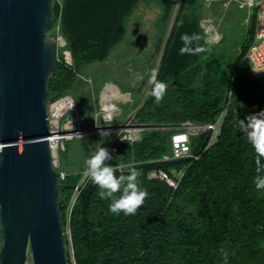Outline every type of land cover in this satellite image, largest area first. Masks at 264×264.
<instances>
[{
	"label": "trees",
	"instance_id": "16d2710c",
	"mask_svg": "<svg viewBox=\"0 0 264 264\" xmlns=\"http://www.w3.org/2000/svg\"><path fill=\"white\" fill-rule=\"evenodd\" d=\"M143 1L53 0L48 34L63 40L59 51L69 53L71 65L57 49L48 84L50 102L77 96L84 69L106 62ZM157 1L162 27L177 5L155 72L168 87L156 101L148 94L150 84L133 122L207 125L225 110L219 135L207 149L209 133L190 138L191 157L179 160L171 159L173 130L146 129L131 145L109 141L105 148L115 174L127 175L129 168H137V182L148 193L134 214L111 212L110 199L100 196L101 188L88 173L79 184L81 175L66 174L59 210L68 264H264V188L256 187L264 169L239 131L240 119L264 108V74L251 75L243 59L252 41L254 15L246 41L231 61L233 51L224 48V37L208 48L201 45V0ZM164 155L170 158L164 160ZM260 159L264 163V156ZM152 172L164 174L176 187L150 178Z\"/></svg>",
	"mask_w": 264,
	"mask_h": 264
},
{
	"label": "water",
	"instance_id": "95a60500",
	"mask_svg": "<svg viewBox=\"0 0 264 264\" xmlns=\"http://www.w3.org/2000/svg\"><path fill=\"white\" fill-rule=\"evenodd\" d=\"M52 18L53 0H0V264H68L59 210L66 185L47 141L61 39L47 35ZM164 128L172 129L141 130Z\"/></svg>",
	"mask_w": 264,
	"mask_h": 264
},
{
	"label": "rangeland",
	"instance_id": "374dc122",
	"mask_svg": "<svg viewBox=\"0 0 264 264\" xmlns=\"http://www.w3.org/2000/svg\"><path fill=\"white\" fill-rule=\"evenodd\" d=\"M201 3L203 15L199 26L202 35V47L208 48L217 44L224 37V48L227 49L228 53L233 51L229 55V60L232 61L247 38L249 31L247 22L250 19L247 18V10L237 6V4H228V0H201ZM173 6L172 17L162 27L158 23L162 12L160 3L157 0L143 1L131 14L122 41L110 52L106 62L92 64L84 69L82 76L85 80L82 79L84 82L78 85L77 96L72 95L78 107V118L81 126L92 127L94 122L98 126L104 125L100 115L96 117V114L105 108V101L101 92L108 86H114L121 93L126 91L132 96L139 97L134 102L135 106L137 105L136 109L141 106L146 90L150 87L152 73H155L158 68L165 42L164 37L167 35L175 16L177 5L174 3ZM253 13L252 10V15ZM47 35L50 37L48 33ZM160 36L159 41L157 39ZM58 44V52L61 51L64 61L71 62L68 52L62 49L59 51L63 47L61 39H58ZM261 78L264 79V76ZM144 86L145 89L142 91ZM131 101L130 99V102L119 103V115L115 116L114 122L107 125L121 126L125 123L126 115L134 109ZM114 134L98 139L92 133L63 141V147L58 152L60 167L56 172L81 175L77 183L79 184L87 174L85 162L96 151L97 143L106 147ZM27 264H31L30 261Z\"/></svg>",
	"mask_w": 264,
	"mask_h": 264
},
{
	"label": "built area",
	"instance_id": "2783aa9c",
	"mask_svg": "<svg viewBox=\"0 0 264 264\" xmlns=\"http://www.w3.org/2000/svg\"><path fill=\"white\" fill-rule=\"evenodd\" d=\"M228 4H237L247 8L249 11L253 10L254 26L252 41L250 42L244 55V60L250 66L252 75L263 74L264 0H228ZM65 62L68 65H71V62L67 60H65ZM112 90L114 92V89ZM115 91L118 92L119 98H109V95H112V91L109 88H104V90L101 92L102 98L105 101V108L102 110V112L96 114V117L100 115L101 121L104 123V125L101 126H98V124L95 122L92 127L81 126L78 118L77 105L73 98L69 95H64L53 102H50L47 115V141L50 151L51 164L55 171L60 167L58 152L63 147V141L82 137L83 135L89 133H94L98 139L103 136H108L115 133L116 135L113 136L112 140L119 139L122 141H127L131 145L134 142H138L140 140V131L143 127H151V125H142L131 122L121 126L107 125L114 121L116 115H119V103L128 100L127 93H121L117 89ZM94 111L96 112L95 109ZM220 117L213 124H209L204 127L189 121L174 126V132L170 136L171 159L179 160L191 157L189 140L190 138L195 137L202 132L209 133V141L206 149L215 143L219 133ZM159 126L164 127L163 125H158L156 127ZM104 133L106 134L103 135ZM168 158L170 157H162L164 160H167ZM57 173L60 176L59 181L61 182L65 178L66 174L62 172ZM149 177L163 179L170 187H176V184L162 173L156 174L152 172L149 174ZM74 189L78 190V187L75 186Z\"/></svg>",
	"mask_w": 264,
	"mask_h": 264
},
{
	"label": "clouds",
	"instance_id": "9594fccd",
	"mask_svg": "<svg viewBox=\"0 0 264 264\" xmlns=\"http://www.w3.org/2000/svg\"><path fill=\"white\" fill-rule=\"evenodd\" d=\"M247 25L249 26V23ZM184 38L187 39V37ZM167 87L168 84L166 82L158 80L156 74L152 73L151 88L148 93L150 96L154 97L156 101L161 100ZM171 127L172 129L170 130H173L174 126ZM239 131L258 153L256 163L260 169H264V163H262L260 159L261 156H264V108L251 112L240 119ZM105 134L106 133L103 135ZM97 145L96 151H94L85 162L89 177L101 188L100 196L110 199L109 209L111 212L115 214L123 212L125 215L134 214L144 203L148 195L146 189L141 187L137 182V177L140 174L139 170L135 167H131L128 169L127 175L121 174L117 176L114 167L108 163V161L112 160L110 151L102 147L99 143H97ZM256 180V187L264 188V177H257ZM117 192H119L120 195L115 196L114 193Z\"/></svg>",
	"mask_w": 264,
	"mask_h": 264
},
{
	"label": "crops",
	"instance_id": "0c3cea01",
	"mask_svg": "<svg viewBox=\"0 0 264 264\" xmlns=\"http://www.w3.org/2000/svg\"><path fill=\"white\" fill-rule=\"evenodd\" d=\"M237 6H239V5H237ZM242 7V6H241ZM245 8V7H244ZM246 10H247V8H245ZM251 13H252V10L251 11H249V10H247V18H250V16H251ZM253 15H254V13H253ZM246 18V19H247ZM70 58V57H69ZM125 93H127V95H128V97H129V99L127 100V101H125L124 103H127V102H130V99L132 100L131 101V103L133 104V110H132V112L131 113H129V114H127L126 115V119L124 120L125 121V123H123V124H129V122H131V123H134L133 122V116H134V114H135V112H136V108H137V105L135 106V102L134 101H137V99H139V97H136V96H132L129 92H125ZM123 102H122V104H124ZM115 120V119H114ZM114 122V121H113ZM122 124V125H123ZM168 126V125H167ZM167 126H164V127H167ZM151 127H153V126H151ZM155 127V126H154ZM165 130H168V131H170V128L169 129H166V128H164ZM146 130V129H145ZM161 130H163V129H161ZM142 131H144V130H141L140 131V137H141V133H142ZM116 134H114V136H115ZM112 138H113V136L111 137V140H112ZM110 140V141H111ZM109 143V142H108ZM107 143V144H108ZM106 144V143H105ZM104 144V145H105ZM103 145V146H104ZM165 156V155H164ZM168 157V156H167Z\"/></svg>",
	"mask_w": 264,
	"mask_h": 264
},
{
	"label": "bare ground",
	"instance_id": "6f19581e",
	"mask_svg": "<svg viewBox=\"0 0 264 264\" xmlns=\"http://www.w3.org/2000/svg\"><path fill=\"white\" fill-rule=\"evenodd\" d=\"M228 11V10H227ZM216 13V12H215ZM246 16V15H245ZM240 17V16H239ZM238 17V18H239ZM240 23V22H239ZM222 24V23H221ZM220 24V25H221ZM224 26V25H223ZM244 26V25H243ZM225 27V26H224ZM219 28H220V26H219ZM222 28V27H221ZM243 28H245V26L243 27ZM230 29V28H229ZM230 32H232V31H230ZM239 34V33H238ZM107 88H109L111 91H112V95H109V98H113V97H118L119 98V94H118V92H116L115 90H116V88L114 87V86H108V87H106L105 89H107ZM112 89H114V92H113V90Z\"/></svg>",
	"mask_w": 264,
	"mask_h": 264
}]
</instances>
